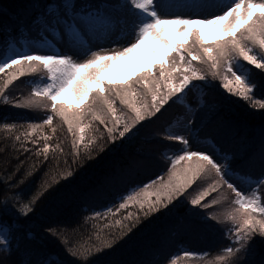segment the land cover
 Wrapping results in <instances>:
<instances>
[{
    "label": "snow or ice",
    "instance_id": "snow-or-ice-1",
    "mask_svg": "<svg viewBox=\"0 0 264 264\" xmlns=\"http://www.w3.org/2000/svg\"><path fill=\"white\" fill-rule=\"evenodd\" d=\"M0 33V101L48 110L39 122L0 116V264H101L141 230L138 257L120 264H176L151 251L180 234L220 237L214 254L181 249L185 257L264 264V0H22L0 7ZM118 66L128 74L113 79ZM30 73L39 74L30 93L10 94ZM232 96L260 110L258 130L231 117ZM54 116L71 134L67 151ZM114 152L119 159L71 187ZM158 157L171 161L167 172L148 179ZM49 196L88 205L83 220L103 221L102 239L82 248L55 221L34 228ZM51 238L63 255L43 245Z\"/></svg>",
    "mask_w": 264,
    "mask_h": 264
},
{
    "label": "trees",
    "instance_id": "trees-1",
    "mask_svg": "<svg viewBox=\"0 0 264 264\" xmlns=\"http://www.w3.org/2000/svg\"><path fill=\"white\" fill-rule=\"evenodd\" d=\"M21 2L22 0H0V7L8 10L10 7L18 6ZM0 39H3L2 33H0ZM197 64L200 67H207L206 65H200L198 62ZM254 71L256 73L255 79L258 81L260 79L259 70ZM38 75V73H30L19 77L13 82L12 85L9 86L10 94L15 95L16 93H20L21 95L25 96L28 95L31 91V85L28 83V80ZM226 107L228 108L229 114L233 119L237 120L242 125L247 126L249 129L258 130L262 122L259 109L250 108L247 101L235 96L231 97ZM47 111V109H30L26 107L16 108L11 105H5L2 101H0V116L7 115L15 119L18 123L24 120H33L39 122V120L44 118ZM53 123L58 130L57 135L60 137V140L64 141L63 147L65 148V151H67L72 139L70 133L65 136V133L67 132V125L64 124L60 118L55 116ZM43 129L44 132H50L48 126H43ZM32 135H39L42 138L43 132L32 133ZM4 139L5 137L3 136L2 130H0V149L5 147L3 144ZM55 141L56 137L54 136L49 142L53 143ZM222 142L224 143L225 147L233 146L229 141ZM5 155L6 153L0 151V161L5 158ZM119 156V152H114L104 160L90 162L89 165L85 166V170L80 173L71 187L75 188L76 186H82L93 176L98 174L111 160L119 159ZM62 163L63 161L61 160V164ZM170 163V160H165L163 157H158V161L152 164L150 170L145 175L148 179H155L156 176H161L167 172L166 165H169ZM54 164L55 162H52V164L48 165V167L52 168ZM180 166L182 165H178V167ZM39 178L40 173H38L30 183L29 188L34 189ZM140 179H143L145 183L147 182V179H145L143 176L140 177ZM209 195L214 196L216 193H210ZM205 199H208V197ZM109 200H111V196L105 195L96 198L92 203L96 205L97 210H101L99 205H106ZM112 202L114 203L115 201ZM87 206L88 205H86L83 201H74L71 204H66L61 207L60 201L58 199L49 196L42 200L40 205H38V211L33 217L31 223L34 228L41 230V225L49 221H55L61 228L66 230L68 237L72 239L74 243L79 244L82 248H87L89 244L93 242L98 243L99 240L102 239V236L98 235V232L99 225L104 223L103 221L95 220H88L85 222L83 217L86 216L87 213L84 212L83 209ZM224 206L226 205L222 204L220 206H213V208L219 210V208ZM193 207L198 206H188V208ZM200 211H203V209H200ZM147 231L148 230H141V232L131 240L122 243L119 247H116L113 251L109 252L107 256L96 257L95 259L101 261V264H103L104 260H111L113 261V264H120L121 261L136 259L138 257L141 241L146 236ZM219 242V235L210 238L204 234H180L166 242L162 248L153 249L151 251V255L154 259H156L161 256H166L168 253H172L176 256V264H209V256L197 255L193 257H185L180 250L186 249L195 251L197 253L205 252L214 254ZM42 243L49 251L63 255V247L59 240L51 238L49 240L42 241ZM67 259L72 258L67 257Z\"/></svg>",
    "mask_w": 264,
    "mask_h": 264
},
{
    "label": "rangeland",
    "instance_id": "rangeland-1",
    "mask_svg": "<svg viewBox=\"0 0 264 264\" xmlns=\"http://www.w3.org/2000/svg\"><path fill=\"white\" fill-rule=\"evenodd\" d=\"M206 35H207V33H206ZM209 39H211V37H209ZM148 60H149V57L147 56V54H145L143 63L137 65V67H141V66L146 67ZM128 71H129V69L126 66H118L112 70V72L110 73V76L113 79H120V78H123L124 76H126L128 74Z\"/></svg>",
    "mask_w": 264,
    "mask_h": 264
}]
</instances>
